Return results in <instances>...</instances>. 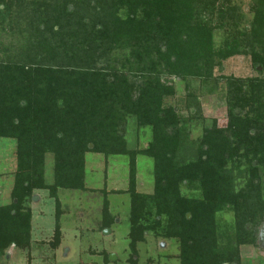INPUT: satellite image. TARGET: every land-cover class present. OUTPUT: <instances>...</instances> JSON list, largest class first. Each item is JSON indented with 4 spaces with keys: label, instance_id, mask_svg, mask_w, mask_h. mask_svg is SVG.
<instances>
[{
    "label": "trees",
    "instance_id": "obj_1",
    "mask_svg": "<svg viewBox=\"0 0 264 264\" xmlns=\"http://www.w3.org/2000/svg\"><path fill=\"white\" fill-rule=\"evenodd\" d=\"M245 9L232 0H0V31L23 40L1 48L0 139L15 142V170L10 203L0 205V253L30 248L35 191L54 199L51 247L60 245L57 193L87 190L85 154L93 152L129 158V264L148 236L175 242L180 264H243L240 248L256 245L264 221V78L216 72L236 56L264 71V0ZM175 80L185 84L188 120L199 107L189 81L208 94L225 85L227 123L212 119L190 159L182 158L188 120L167 104ZM130 119L150 129L146 148L129 147ZM140 155L153 160L152 194L137 191ZM183 188L200 197L183 196ZM102 208L109 229L107 201ZM220 213L232 223L221 225Z\"/></svg>",
    "mask_w": 264,
    "mask_h": 264
},
{
    "label": "rangeland",
    "instance_id": "obj_2",
    "mask_svg": "<svg viewBox=\"0 0 264 264\" xmlns=\"http://www.w3.org/2000/svg\"><path fill=\"white\" fill-rule=\"evenodd\" d=\"M249 0H232L234 4L244 7ZM247 20L250 15L246 14ZM222 34H215V45L219 46ZM23 43L15 32L5 27L0 31V50ZM2 48V49H1ZM0 51V59L7 56ZM13 52V50H11ZM260 70V69H259ZM264 71H257L248 58L237 56L224 62L216 76H234L238 78L255 77ZM170 83V80H164ZM176 96L168 99L167 104L176 107L186 120L188 109L184 108L186 89L183 82L174 81ZM188 91H193L199 107L195 116L188 120L190 141L189 151L182 154L183 159L194 155L193 141L202 135L203 128L215 119L219 127L227 123L225 104V85L219 84L214 93L208 94L206 87L198 81H189ZM194 112V111H193ZM151 138L149 128L137 130L133 120L128 121L126 139L130 148L143 149ZM186 157V158H185ZM188 161V160H185ZM129 158L123 155L105 157L101 154L88 152L85 154V186L86 191L59 190L57 197L61 204V241L57 248H52L55 227V202L48 196L47 191H35L29 203L32 213L31 245L29 249L9 248L0 253V264H129L128 249L130 197L124 193L128 186ZM15 170V142L10 139H0V205L10 203L12 176ZM53 157L45 158V180L52 183ZM137 191L144 194L153 192V160L147 156L136 158ZM264 191V176L262 178ZM95 190V191H92ZM102 190L107 193L104 195ZM120 191L122 193H114ZM185 197L199 198L198 191L182 189ZM107 201L109 211L114 221L109 229L102 227V207ZM217 219L221 225L232 223L230 213H220ZM261 226V225H260ZM256 228V232L258 228ZM164 244V245H163ZM178 245L173 241L154 240L151 236L145 243L137 245V264H180ZM114 256V259H110ZM240 257L243 264L264 263V253L253 246H242ZM151 260V261H149Z\"/></svg>",
    "mask_w": 264,
    "mask_h": 264
},
{
    "label": "flooded vegetation",
    "instance_id": "obj_3",
    "mask_svg": "<svg viewBox=\"0 0 264 264\" xmlns=\"http://www.w3.org/2000/svg\"><path fill=\"white\" fill-rule=\"evenodd\" d=\"M264 229V221L262 222L261 226L258 228L257 232H256V245L253 246L254 248H256L257 250H259L260 252L264 253V238L261 240V231Z\"/></svg>",
    "mask_w": 264,
    "mask_h": 264
},
{
    "label": "water",
    "instance_id": "obj_4",
    "mask_svg": "<svg viewBox=\"0 0 264 264\" xmlns=\"http://www.w3.org/2000/svg\"><path fill=\"white\" fill-rule=\"evenodd\" d=\"M89 148H92V145L89 146ZM187 218L189 219L190 218V215H187ZM261 240L264 238V229L261 231ZM164 245V244H163ZM114 256H111L110 259H114L113 258Z\"/></svg>",
    "mask_w": 264,
    "mask_h": 264
},
{
    "label": "crops",
    "instance_id": "obj_5",
    "mask_svg": "<svg viewBox=\"0 0 264 264\" xmlns=\"http://www.w3.org/2000/svg\"><path fill=\"white\" fill-rule=\"evenodd\" d=\"M237 57V56H236Z\"/></svg>",
    "mask_w": 264,
    "mask_h": 264
}]
</instances>
